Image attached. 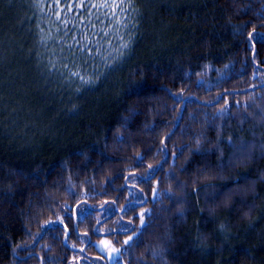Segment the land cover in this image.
<instances>
[{
    "label": "trees",
    "instance_id": "obj_1",
    "mask_svg": "<svg viewBox=\"0 0 264 264\" xmlns=\"http://www.w3.org/2000/svg\"><path fill=\"white\" fill-rule=\"evenodd\" d=\"M81 3L0 0V264H264V0Z\"/></svg>",
    "mask_w": 264,
    "mask_h": 264
},
{
    "label": "snow or ice",
    "instance_id": "obj_2",
    "mask_svg": "<svg viewBox=\"0 0 264 264\" xmlns=\"http://www.w3.org/2000/svg\"><path fill=\"white\" fill-rule=\"evenodd\" d=\"M69 8L72 7L71 4L68 5ZM77 7H89V8H96L97 11H99L100 9H105V12L103 13V15L105 16L106 19L109 20V23H115L116 25H124V21L120 19V15L117 13V9L120 10V14H123L129 7H131L130 4H124V0H119V3L116 2V0H111V2H109V0H100V2L98 3H91V0H89V3L87 5H85L84 3H81L79 5H77ZM97 19H100V16L96 17ZM114 18V20H113ZM65 24L68 23L67 20L64 21ZM91 23V21L89 22ZM93 27H95V25H93ZM112 31H116L117 33L119 32V28H115V29H109L108 31H104L103 29L100 30V32L102 33V35L104 37H108L110 35V32ZM253 32H255V29H253ZM96 33H94L95 35ZM256 37L264 39V33H256ZM120 40H123V36H118L117 37ZM75 43L74 44H69L68 48L71 51V49L73 47H75L76 45H81L79 51L80 52H85L87 51L88 53H91L92 49L89 47L90 44H96L99 45L100 42L99 41H91L89 40V37L87 34H81V38L80 39H76L75 37H73ZM249 42L254 43V39L252 37V34H249ZM108 43H111V41L109 40ZM102 46V45H101ZM121 48H128L129 45L128 43H122ZM98 54V53H97ZM72 55L74 56L75 53H72ZM75 63V61H73V64ZM64 67L66 69H68L69 73H70V77L75 76L78 77L83 83H91V80H85L83 76H81V74L77 71V72H71V69L68 68V65L65 64ZM141 163L143 162V158H141ZM144 180H148L149 177L145 176L143 177ZM114 203V202H113ZM132 203H141V201L139 199L135 200V201H129V204ZM114 209L112 208V206H109V208L105 209V212H112ZM134 210V209H132ZM81 213L84 214L85 213V209L81 208ZM121 211H123L125 214H127L128 209H121ZM148 215L150 216L151 213L149 212ZM140 220V224H141V229H146L149 225L145 224V214L144 213H140L138 214L137 217ZM60 223H63V221H59ZM49 224H55L56 221H50L48 222ZM120 223V227H119V231L120 233L123 234H127L129 231H136L135 229H130L127 225ZM53 231L55 229H52ZM94 231L99 232V229H95ZM109 232H111L112 230L109 229ZM143 233L142 231L137 233V235L135 236V239L132 236H129L128 240H125L123 243L126 246L123 250L121 249H112V253L108 256V259L110 261V264H119L121 257L128 251L130 250L132 247L135 246L136 243H139L141 240ZM90 239V238H89ZM130 241H132V243H130ZM109 242L108 241H101V244H104L105 247L107 246ZM101 252L105 251V247H101L99 244L95 245ZM81 251H83V249H81Z\"/></svg>",
    "mask_w": 264,
    "mask_h": 264
},
{
    "label": "rangeland",
    "instance_id": "obj_3",
    "mask_svg": "<svg viewBox=\"0 0 264 264\" xmlns=\"http://www.w3.org/2000/svg\"><path fill=\"white\" fill-rule=\"evenodd\" d=\"M141 208L139 209L138 211V214L140 213H146L148 211V206H145V205H142L140 206ZM133 228V227H132ZM141 228V224H140V221H139V227L137 229H135L136 231H129L127 236H124L122 238V241H119L117 240V238L115 237H112L110 235H103V236H100V238L96 239L94 242L96 245H100L101 247H105L104 244H101V241H108L109 243L107 244V246L105 247V251L104 252H101L103 253V255L105 256L104 258H102V256H93L91 257V259H87V260H91L92 261V264H110V261L108 259V256L110 254H113L112 253V249L115 248V249H121L123 250V246H124V241L125 240H128L129 239V236H132L134 237L140 230ZM100 258V259H99ZM104 261V262H102ZM124 259H123V256L121 257V260L120 262H123Z\"/></svg>",
    "mask_w": 264,
    "mask_h": 264
},
{
    "label": "flooded vegetation",
    "instance_id": "obj_4",
    "mask_svg": "<svg viewBox=\"0 0 264 264\" xmlns=\"http://www.w3.org/2000/svg\"><path fill=\"white\" fill-rule=\"evenodd\" d=\"M133 201H135V200H133ZM132 217H133L132 215H131V216L129 215V217H128V218H125L124 220H125L127 223H131V222H132V220H131Z\"/></svg>",
    "mask_w": 264,
    "mask_h": 264
},
{
    "label": "water",
    "instance_id": "obj_5",
    "mask_svg": "<svg viewBox=\"0 0 264 264\" xmlns=\"http://www.w3.org/2000/svg\"><path fill=\"white\" fill-rule=\"evenodd\" d=\"M173 132V131H172ZM147 202V200L143 201L142 204H145Z\"/></svg>",
    "mask_w": 264,
    "mask_h": 264
},
{
    "label": "bare ground",
    "instance_id": "obj_6",
    "mask_svg": "<svg viewBox=\"0 0 264 264\" xmlns=\"http://www.w3.org/2000/svg\"><path fill=\"white\" fill-rule=\"evenodd\" d=\"M100 259V258H99ZM102 262H104V261H102Z\"/></svg>",
    "mask_w": 264,
    "mask_h": 264
}]
</instances>
